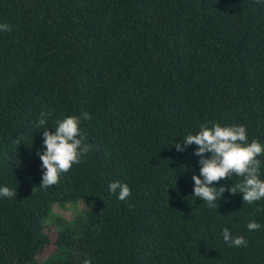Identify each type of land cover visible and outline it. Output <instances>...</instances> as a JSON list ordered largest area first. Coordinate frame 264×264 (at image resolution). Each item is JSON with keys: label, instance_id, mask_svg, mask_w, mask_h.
Returning a JSON list of instances; mask_svg holds the SVG:
<instances>
[{"label": "trees", "instance_id": "obj_1", "mask_svg": "<svg viewBox=\"0 0 264 264\" xmlns=\"http://www.w3.org/2000/svg\"><path fill=\"white\" fill-rule=\"evenodd\" d=\"M5 23L0 187L17 195L0 197V264H264V198L226 191L210 208L194 196L197 146L174 147L204 124L244 125L264 145V0H0ZM73 115L91 150L43 188V131Z\"/></svg>", "mask_w": 264, "mask_h": 264}, {"label": "clouds", "instance_id": "obj_2", "mask_svg": "<svg viewBox=\"0 0 264 264\" xmlns=\"http://www.w3.org/2000/svg\"><path fill=\"white\" fill-rule=\"evenodd\" d=\"M7 23L0 24V31H10ZM51 117V113L42 112L37 127L47 123L45 116ZM87 119L88 114L83 113ZM81 119L78 116H68L56 121L54 131H43V146L46 150H37L36 155L42 162L41 187L48 188L57 184L62 173H67L74 164L82 163V158L91 150L86 137L80 129ZM19 143V140H17ZM196 145L194 155L200 157V177L193 175L194 196L206 201L210 208L217 207V201L223 198L224 193L232 195L243 194V202L252 204L264 198V181L259 178L261 161L257 157L264 154V145L258 140L248 141V134L244 125L221 126L215 124L209 127L201 125L196 134H188L182 143H175L178 152H184L188 146ZM236 175L243 177L242 183H235L231 188L221 186L213 187V182L226 180ZM110 192L118 191V199L126 201L131 195L127 184L119 181L108 185ZM17 192L8 187H0V197H15ZM261 225L256 221L247 224L249 231L260 229ZM225 243L233 247H246L247 240L244 236L232 237L231 232L225 228L222 233ZM83 264H91L85 260Z\"/></svg>", "mask_w": 264, "mask_h": 264}, {"label": "rangeland", "instance_id": "obj_3", "mask_svg": "<svg viewBox=\"0 0 264 264\" xmlns=\"http://www.w3.org/2000/svg\"><path fill=\"white\" fill-rule=\"evenodd\" d=\"M83 207L80 205V203L68 205L64 209L60 208H53L52 213L50 215L49 220L47 221V224L51 226L56 221L57 218H61L64 221H71L75 218V216L78 213H82Z\"/></svg>", "mask_w": 264, "mask_h": 264}]
</instances>
